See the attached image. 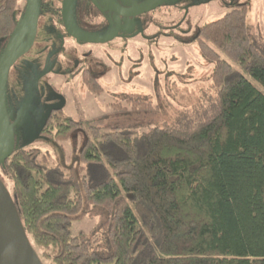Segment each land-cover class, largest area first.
<instances>
[{
    "label": "trees",
    "instance_id": "trees-1",
    "mask_svg": "<svg viewBox=\"0 0 264 264\" xmlns=\"http://www.w3.org/2000/svg\"><path fill=\"white\" fill-rule=\"evenodd\" d=\"M20 9L0 0V40ZM246 13L234 5L198 30L202 56L216 63L206 103L139 135L88 126L77 169L39 148L9 152L0 170L39 260L264 264V40ZM80 125L51 109L40 134L61 140ZM90 209L101 216L98 235H71Z\"/></svg>",
    "mask_w": 264,
    "mask_h": 264
},
{
    "label": "rangeland",
    "instance_id": "rangeland-1",
    "mask_svg": "<svg viewBox=\"0 0 264 264\" xmlns=\"http://www.w3.org/2000/svg\"><path fill=\"white\" fill-rule=\"evenodd\" d=\"M54 1L51 6L60 5V0ZM18 3L24 4L23 0ZM172 3L168 7L163 4L161 14L167 16L172 11L177 17L176 28L159 26L155 24L159 15L151 20L147 14L136 33L132 32L125 42L110 39L85 43L80 50L74 44L66 45L50 57L55 73H43L49 55L37 49L15 59L1 87V112L10 151L39 148L49 156L51 164L65 171L77 169L83 165L79 153L88 126H98L103 132L130 129L139 135L149 128L170 124L186 108L206 103L214 93L216 63L202 56L198 30L204 23L225 15L234 5L246 4L247 22L253 24L264 40V0H173ZM19 11L13 15L17 21ZM93 32V37L103 33ZM11 39L0 40V53ZM83 51L88 52L86 57ZM220 55L226 58L221 52ZM76 61L91 68L102 90L92 91L79 75H66L60 69L61 64L69 66ZM51 109L61 110L65 117L81 125L68 138L45 137L40 129ZM2 179L11 194L12 182L3 175ZM100 220V214L90 209L83 218L71 222L70 234L98 235ZM32 248L39 256L40 248ZM40 262L49 264L46 259ZM0 264H19L1 230Z\"/></svg>",
    "mask_w": 264,
    "mask_h": 264
},
{
    "label": "flooded vegetation",
    "instance_id": "flooded-vegetation-1",
    "mask_svg": "<svg viewBox=\"0 0 264 264\" xmlns=\"http://www.w3.org/2000/svg\"><path fill=\"white\" fill-rule=\"evenodd\" d=\"M113 5L119 8L122 11H132L135 10L138 6L141 5L145 0H110ZM173 0H155L151 4V6L144 13L137 14L135 16L121 15L114 9L107 7L104 0H69L68 2V14L67 18L69 19V27L76 32L80 33L82 36L92 37L94 34L93 31H99L102 33L100 35H96L97 37H102L109 35L110 39L115 41H123L129 39L132 32L136 33L138 30V24L146 18L147 14L154 20L155 15H159V19L155 24L159 26H169V29L176 28L175 22L177 17L173 14L172 11H169L167 16H163L161 14V8L168 7L169 5H173ZM24 4H21L23 9L19 11L20 21H17V26L14 29V33L12 35V39L18 34V30L20 29L21 23L23 22V16L25 13V7L27 4V0H23ZM54 0H37V24H36V34L33 40V44L28 49H37V51L46 53L49 55L48 61L45 63V69L43 71L44 74L46 72L55 73V69H53L52 65H50V57H54L57 55V52L62 50L68 44L76 45L77 49H81L83 44L91 43L94 41H85L76 38L69 30V27L66 26L65 18L63 17V3L64 0H60V5L51 6L50 4H54ZM170 3V4H169ZM164 4V5H163ZM163 5V6H162ZM167 19L166 22L163 20ZM28 25H24L22 28V36L18 40L16 47L13 52H17L23 48L26 44V41L29 36ZM142 35V34H141ZM68 40L66 43L65 40ZM8 39V38H7ZM11 39V40H12ZM9 41V40H8ZM103 42V41H102ZM99 42V43H102ZM11 41L4 46L0 53V58L2 54L6 51L7 47L10 45ZM27 50V51H28ZM88 52L83 51L82 55L86 57ZM85 61V59H84ZM61 64V63H60ZM60 69L64 72V74L69 75H79L83 80L84 84L88 86L92 91L97 88L99 82L97 81V76L93 72H91V68L87 67V64L81 63V61H76L72 63V65L61 64ZM58 69V71H60ZM39 72V71H38ZM42 72V71H41ZM40 72V73H41ZM39 74V73H38ZM94 76V77H93ZM89 77L91 79H95L98 83H90ZM90 85L92 87H90ZM1 109H2V101H1ZM3 118V117H2ZM44 125V124H43ZM0 180L4 183L2 176L0 175ZM8 211V205L5 202V198L2 192H0V217L6 219V212ZM3 236L10 244L9 232L0 227ZM11 245V244H10Z\"/></svg>",
    "mask_w": 264,
    "mask_h": 264
},
{
    "label": "water",
    "instance_id": "water-1",
    "mask_svg": "<svg viewBox=\"0 0 264 264\" xmlns=\"http://www.w3.org/2000/svg\"><path fill=\"white\" fill-rule=\"evenodd\" d=\"M107 7L116 10L121 15H130L135 16L140 13H144L147 11L149 6L152 4L155 0H145L143 3H141L140 6L135 8V10L132 11H122L119 8H117L115 5L111 3L110 0H104ZM68 2L69 0H64L63 3V17L65 18L66 26L69 27V19L67 18L68 14ZM25 13L23 16V22L21 23L20 29L18 30V34L14 37V39L11 40L10 45L7 47L6 51L2 54L0 58V166L4 164V162L8 159L9 156V146H8V139L9 136L6 133L5 125L3 124V118H2V112H1V98H2V84L5 80V76L11 67L13 61L23 55L24 52H26L31 45L33 44V40L36 34V24H37V0H27V4L25 7ZM24 25H28V31L29 36L26 41V44L23 46L22 49H20L17 52H13L14 48L16 47V44L18 40L22 36V28ZM69 30H71V33L78 39L85 40V41H94V42H102L109 40L111 36L106 35L102 37H87L82 36L80 33L76 32L75 30L71 29L69 27ZM0 192L3 193L5 202L8 205V211L6 212V219H3L0 217V227L7 230L9 234V240H10V246L14 250L17 260L19 261V264H40V260L37 258L36 253L32 246L30 245L28 237H26L24 228L21 224L19 214L17 215L15 205L12 202L11 195L5 189L3 182L0 180ZM3 231V230H2Z\"/></svg>",
    "mask_w": 264,
    "mask_h": 264
},
{
    "label": "bare ground",
    "instance_id": "bare-ground-1",
    "mask_svg": "<svg viewBox=\"0 0 264 264\" xmlns=\"http://www.w3.org/2000/svg\"><path fill=\"white\" fill-rule=\"evenodd\" d=\"M152 4H153V3H152ZM150 6H151V5H150ZM150 6H149V7H150ZM9 152H10V151H9Z\"/></svg>",
    "mask_w": 264,
    "mask_h": 264
}]
</instances>
